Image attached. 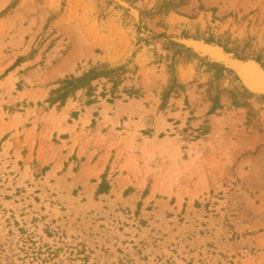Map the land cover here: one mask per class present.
I'll list each match as a JSON object with an SVG mask.
<instances>
[{
    "label": "rangeland",
    "instance_id": "1",
    "mask_svg": "<svg viewBox=\"0 0 264 264\" xmlns=\"http://www.w3.org/2000/svg\"><path fill=\"white\" fill-rule=\"evenodd\" d=\"M0 264H264V0H0Z\"/></svg>",
    "mask_w": 264,
    "mask_h": 264
},
{
    "label": "trees",
    "instance_id": "2",
    "mask_svg": "<svg viewBox=\"0 0 264 264\" xmlns=\"http://www.w3.org/2000/svg\"><path fill=\"white\" fill-rule=\"evenodd\" d=\"M105 76V73L103 72H97L96 70H92L89 73L85 74L82 78L80 79H71L65 81L67 87H71V89L75 90L80 87H84L88 85L90 82ZM102 191L99 190L98 194H101Z\"/></svg>",
    "mask_w": 264,
    "mask_h": 264
},
{
    "label": "crops",
    "instance_id": "3",
    "mask_svg": "<svg viewBox=\"0 0 264 264\" xmlns=\"http://www.w3.org/2000/svg\"><path fill=\"white\" fill-rule=\"evenodd\" d=\"M69 106H70V105H67L66 108H69ZM74 109H75V108H71V110H74ZM81 114L84 115L83 112H82ZM81 119H82V116L80 117L79 120H77V121L75 120V122L77 123V127L79 126V122H80Z\"/></svg>",
    "mask_w": 264,
    "mask_h": 264
}]
</instances>
